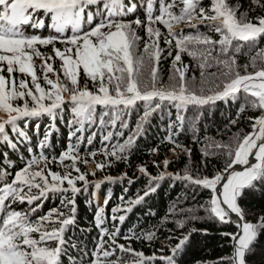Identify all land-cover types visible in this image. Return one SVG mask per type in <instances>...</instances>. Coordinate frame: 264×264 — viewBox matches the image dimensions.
<instances>
[{
  "label": "snow or ice",
  "instance_id": "snow-or-ice-1",
  "mask_svg": "<svg viewBox=\"0 0 264 264\" xmlns=\"http://www.w3.org/2000/svg\"><path fill=\"white\" fill-rule=\"evenodd\" d=\"M156 2L146 0L144 20L139 17L125 20L137 9L135 3L126 4L125 0H0V144L14 148L8 130L27 139L26 131L20 127L21 122L26 128L33 118L47 115L55 119L57 111L68 104L74 114L70 126L78 125L69 139L75 137L78 143L82 137L77 133H82L87 124H110L115 128L122 115L138 102L144 104L145 118L170 105L177 110L176 119L181 123L184 117L180 113L187 111L189 106L201 108L219 100H235L240 93L245 95L246 101L239 111L250 106L264 112V66L257 68V58L264 64V51H257L250 64L243 66L245 74H241L238 68L234 71L236 55L242 48L256 46L257 40L264 37V16L257 17L255 22L247 19L244 13L238 16L239 9L232 7L228 0H209V8L203 7V0H159V14L154 15ZM253 2L259 4L260 0ZM177 7L179 14L174 12ZM194 18L218 33L220 38L213 40L199 31L195 35H184L183 30L180 33L172 31L174 23H187L198 28V25L191 24ZM157 24L168 30L167 35ZM139 28L144 29L148 38L142 51L139 47L142 38L137 34ZM44 31L48 34L44 35ZM161 38L167 45L175 42L173 66L178 79L174 75L177 83L169 88L158 87L157 72L163 52ZM57 44L63 47H57ZM199 45L205 47L199 48ZM217 46L219 57L223 59L213 57ZM48 47H51L50 53L41 51V48ZM182 53L198 61L202 85L206 82L204 70L213 67L209 59L216 65H223L227 69L224 76L232 78L222 86L217 84L218 90L211 95H198L190 90L185 78L188 65H184L183 70L176 67L182 62ZM168 54L172 55V52ZM56 61H59L58 68L54 67ZM249 67L255 71L248 72ZM81 74L92 83L94 91L87 85L80 87ZM211 75L215 76V73ZM251 119L252 132L239 141L234 151L229 145H217L226 150L230 159L222 173L212 178H193L189 174L175 177L210 190L206 210L222 223L235 224L238 231L225 234L233 241L231 264H247V254L259 235L264 233V218L257 223L248 222L238 203L246 189L264 180V115ZM120 127L127 128L128 124L122 122ZM141 130L142 123L137 124L136 131ZM113 135L108 132L104 140H110ZM116 135L124 136V133ZM50 136L49 131L38 147H47ZM87 142L91 144L92 138L89 137ZM133 142L134 135H129L125 143L115 145L110 152L105 150L104 154L117 160L126 158L121 154ZM90 155L94 158L96 153ZM58 159L64 166L63 173L47 168L49 158L43 152L16 171L11 181L7 179L11 173L0 171V264H63L61 257L67 244L65 233L68 226L75 223V196L87 191V176L95 175V172H81L77 166L81 160L77 145L70 144ZM65 160L71 163L64 164ZM83 163L87 164L88 160L84 159ZM167 163L165 161V166ZM96 167L103 169L105 165L98 163ZM140 171L147 174L143 167ZM162 178L163 174L154 179ZM105 180L112 178L105 177ZM78 182H83V188L77 186ZM94 187L98 189L100 184L96 183ZM152 191L155 188L149 186L144 196ZM49 194L62 196L61 207L36 215ZM143 198L130 203L139 204ZM107 203L106 199L104 204ZM17 204H27L28 208L26 211L17 210L14 207ZM120 211L130 212L131 208H113L112 221L123 223L125 216L116 215ZM103 213L104 207H99L95 214L100 239L90 264H120L122 256L109 260L117 250L140 258L133 264L156 259L173 264L175 254L188 240L187 236L180 239L172 248L171 256L145 257L130 246L118 243L119 227L114 225L113 231L102 227L105 222ZM179 226L183 227V223ZM131 238L124 237L126 240ZM146 238L151 240L152 234H147ZM106 244L108 248H105Z\"/></svg>",
  "mask_w": 264,
  "mask_h": 264
},
{
  "label": "trees",
  "instance_id": "trees-1",
  "mask_svg": "<svg viewBox=\"0 0 264 264\" xmlns=\"http://www.w3.org/2000/svg\"><path fill=\"white\" fill-rule=\"evenodd\" d=\"M229 1L241 13L249 15L247 19L255 22L257 17L264 16V6H262L264 0H260L259 4L254 3L253 0ZM125 3L137 5L135 13L125 17V20H134L137 17L141 20L145 19L146 0H125ZM203 7H210L209 0H203ZM158 9L159 0L154 4V15L159 14ZM156 26L165 34V29L162 26L159 24ZM197 31L204 33L203 29ZM208 33L214 34L211 31ZM137 34L142 38L139 42L140 47L141 43L148 38L143 28L137 29ZM163 46L164 42L161 38L160 48ZM57 47L62 46L57 44ZM166 47L173 49L174 42L173 45L166 44ZM41 51L50 53L51 47L41 48ZM257 51H264V37L257 40L256 46L245 45L242 48L241 52L236 55L234 71L238 68L241 74H245L243 66L250 64L251 58L256 55ZM213 54L217 55L215 52ZM187 63L188 65L192 64L191 61H187ZM259 63L258 61L257 68L264 66V64L260 65ZM161 66H163L162 74H166L169 69L168 64L164 63ZM254 70L249 67L247 71L252 72ZM215 80H220L221 83L216 82L222 86L227 79L223 76H217ZM217 90L214 88L208 93L211 95ZM245 101V95L240 93L235 100H219L215 104L205 105L201 108L189 106L187 111L180 113L184 117L183 123L176 119L177 110L170 105L164 106L145 118L144 106L139 103L122 115L121 121L117 122L115 128L110 124L104 126L98 123L87 124L82 133H77L78 136L82 137L79 143L75 137L69 139L70 133L78 125L70 126L74 114L71 108L64 107L57 111L55 119L47 116L37 117L29 120L26 128L21 123L20 127L26 131L27 139L20 138L9 130V137L15 147L0 144V171L11 173L7 177L11 181L16 171L23 168L32 157L43 152L49 158L51 164L49 168L54 172H63L65 169L63 170V164L58 157L71 144L78 147L81 160L77 162V166L81 172L88 173L86 170L88 164L100 162L105 167L100 170L97 169V175L117 176V180L113 182L89 183L87 191L76 194L75 223L68 226L65 233L67 244L65 245V254L61 257L63 264H90L91 259L94 258L93 250L100 239V229L96 227L95 223V214L99 207H104L105 222L102 227L109 231L114 230V225L119 227L118 243L124 244L126 247L130 246L135 252L143 253L145 257L171 256L173 255L172 248L177 245L180 239L187 236L188 240L175 254L173 264H231L229 258L231 257L230 245L232 240L225 234L235 233L236 228L230 222H220L218 218H214L210 211L206 212V209L209 208L211 192L186 180L176 179V176L163 175L162 179H154L160 175L154 173L155 168L152 166V161L163 158L169 150L178 151L180 148H191V156L185 154L186 157L182 158L180 164L170 168L182 170V168L189 167L195 175L201 174L203 176L205 174L207 178H212L215 174L223 172L230 162L225 149L214 156H207L200 150L211 139L222 140L224 143L220 145H229L233 151L235 150L239 141L251 132L253 123L251 118H255L261 113V111L253 110L250 106L246 107L243 112L239 111L245 105ZM234 120L236 121L235 124L232 123ZM122 122L127 123L128 127H120ZM140 123H142V130L137 132L136 126ZM49 131L51 136L48 140V146L43 149L39 148V141ZM108 132H113L114 135L106 141L104 136ZM118 132H123L124 136L116 135ZM129 135H134V142L128 150L121 154L126 158L117 160L115 157L105 156V150L110 152L115 145L125 143ZM89 137L92 138L91 144L87 142ZM231 140L234 142L232 145L229 142ZM92 152L96 153L94 158L90 155ZM154 152L158 153L159 158L154 157ZM84 159L88 160L87 164L83 163ZM137 166H144L150 175H137L135 173ZM124 173L128 177L118 179ZM89 179H92L90 175L87 176V180ZM96 183L100 184L97 189L102 199L100 205H95L92 201V192ZM77 186L83 188L81 183H78ZM149 186L155 188V191L144 196ZM140 197L144 198L139 204L130 203ZM61 199L60 194H49V198L42 202L43 207L36 215H42L51 208L61 207ZM106 199L108 200L107 205L104 204ZM238 203L246 220L257 223L261 218H264V180L258 181L252 188L245 191ZM24 205L25 207L28 206L27 204ZM24 205L17 204L14 207L17 210L26 211L27 208H24ZM129 207L131 208L130 212L120 211L116 213L117 216H125L123 223L118 220L115 222L111 220L113 208L127 209ZM174 210L177 212L172 215ZM184 212L195 215L186 218L187 221L183 227H180L177 224L180 219L178 215ZM192 221L194 224L190 225ZM147 234H152L153 238L147 239ZM126 236L132 238L126 240L124 239ZM161 241L165 243V247L159 244ZM105 248H108L107 244ZM117 254L123 257L124 262L128 261L131 264L140 259L128 252L120 253L119 250H117ZM101 258L103 259V257ZM145 264H165V262L156 259L146 261ZM247 264H264V233L259 235L247 254Z\"/></svg>",
  "mask_w": 264,
  "mask_h": 264
},
{
  "label": "rangeland",
  "instance_id": "rangeland-1",
  "mask_svg": "<svg viewBox=\"0 0 264 264\" xmlns=\"http://www.w3.org/2000/svg\"><path fill=\"white\" fill-rule=\"evenodd\" d=\"M228 2L231 5V3H230L229 0H228ZM232 7L237 8L236 6H232ZM174 12L176 14H179V7H177L176 9H174ZM240 14H241V12L238 11L237 15L239 16ZM248 16L249 15H246V18H248ZM205 23H207V22H205ZM191 24L198 25V28H192L187 23H174L173 26H172V31L173 32H176V33H180L181 30H183V34L184 35H195L197 30L203 29L204 30V33L203 34L210 36L213 40H218L220 38L218 33L213 32L214 34H209L208 33L210 31L209 28L205 27L204 24H201L200 21L198 19H196V18L192 19ZM160 26H162V28L165 29V35H167V31L168 30L163 25H160ZM195 29H197V30L195 32H193ZM163 42H164V40H163ZM143 43H141V46H140V50L141 51L143 49ZM189 47L191 48L192 45H189ZM198 47L199 48H204L205 46L204 45H199ZM161 49H163V52L161 53V59L159 61V65H158V72H157L158 87H168L169 88L171 85L177 83V80H174L173 79V76L175 75L177 77V79H178V73L175 72V69H174V66H173V60H174V56L176 54V49H175V47H173V49H170V48L166 47V44L165 43H164V46ZM169 51L172 52V55H169L168 54ZM214 52L217 53V55L213 54V57H219V47L218 46H217L216 51H214ZM181 56H182V62L178 63L176 65V67H179V68H181L183 70V66L184 65H188L187 61H191L192 62L191 65H188L187 71L185 73V78H186V80L188 82V85H189L190 90L196 91V93L198 95H209L210 93H208V92L211 91V90H214V88H216L217 82L221 83L220 80H215V77H217V76H223V77H225L227 79L226 82L232 78V77H229V76H227V77L224 76V73L227 71V69L223 65H216L214 60L209 59V63H212L213 64V67L207 68V69L204 70V77H203V79L206 82L202 85L201 84V79H202V77H201V69L198 67V61L196 59H193L192 57L188 56L186 53H182ZM219 58L220 59H223V57H219ZM258 61L260 62L259 63L260 65H263L261 63V61H260L259 58H257V62ZM36 63L39 64L40 61L37 59ZM164 63H167L168 66H169V69H168V71H167L166 74H162L163 73L162 72L163 66H161V65L164 64ZM54 67H56V68L59 67V61H56ZM212 73H215V76L211 75ZM147 74L148 73L146 71L145 72V76H147ZM193 77L195 78V80H193ZM212 81H214V82H212ZM85 85H87V87L89 89H91L93 91L95 90L93 88L92 83L90 81H88L83 76V74H81L80 87L83 88ZM139 103H141L144 106L143 102H138V104ZM65 107L71 108V105L68 104ZM0 115H2V114H0ZM229 142L231 143V145H232V143H234V142H232V140L229 141ZM207 143L208 144L207 145H204V147L200 150L204 154H206L207 156H214L217 153L223 151L222 148H218L217 147V145H220V144L224 143L222 140H219V139H211ZM191 151H192L191 148H180L178 151L169 150L168 151V154L166 156H164L163 158H159L158 153H155L154 152L155 153L154 154L155 155L154 157L159 158L158 161H155V160L152 161V166L155 168V172L154 173H156L158 175L163 174V175H170V176H177V175L184 176L185 174H189L193 178H205L206 177L205 174H203V176L201 174L195 175L194 172H192L189 167L188 168L187 167L182 168V170H179L178 168H175V169L170 168L171 166L176 167L178 164H180V161L182 160L183 157L185 158L186 155L191 156V154H192ZM68 161L69 160H66L64 162V164H69ZM165 161L168 162L167 163V166H165ZM97 164L98 163L95 162L94 164H88L87 167H86V170L88 171V173L95 172V175H91L90 174V176L92 177V179H89L88 180L89 183H93V182L105 183V182H108V180H105V177H111L112 180H109L111 182L117 180V176H111V175H107V174L106 175H101V174L100 175H97L96 174V171H97L96 165ZM99 164H101V163L99 162ZM47 165H48V169H50L49 166H51V164L48 163ZM41 166H44L43 163H41ZM141 167L145 168L144 166H137V169H136L135 173H137V175L140 174V175L149 176L150 174H149L148 170H147V174H145V173H143V172L140 171ZM34 170H37V169H34ZM63 170H64V166H63ZM194 171H197V170H194ZM63 172L60 171V173H63ZM200 172H202V171H200ZM125 174L126 173H124L121 177H118V179L119 178H126V177H128L127 174L126 175ZM73 175H76V173L73 172ZM90 181H92V182H90ZM78 183H81V185H83V182H78ZM65 186H67V185L65 184ZM92 201H93V203L95 205H99L100 204V194H99L98 191H94L92 193ZM23 207L24 208H28V206L25 207V205ZM176 212L177 211L174 210L173 213H172V215H175ZM206 212H209V211L207 210ZM193 215H195V214H190L188 212L181 213L180 215H178L180 217V219L178 220L177 224L178 225L180 223H183L184 224L187 221L186 218L194 217ZM198 216H199V214L197 215V217ZM197 217H196V219H197ZM194 221L190 222V225H193L194 224ZM159 244L161 246H163V247L166 246L165 243L162 242V241L159 242ZM230 248L232 249L231 245H230ZM118 256H120V255H118L116 253V255H114L113 257H109L110 258L109 260H116ZM231 256H232V254H231ZM120 264H131V262H128V261L124 262L123 260H121Z\"/></svg>",
  "mask_w": 264,
  "mask_h": 264
},
{
  "label": "water",
  "instance_id": "water-1",
  "mask_svg": "<svg viewBox=\"0 0 264 264\" xmlns=\"http://www.w3.org/2000/svg\"><path fill=\"white\" fill-rule=\"evenodd\" d=\"M261 115H264V112H261L257 117H259V116H261ZM251 132H252V128H251ZM237 168H238V170H239V166H237ZM222 173V172H221ZM258 182V181H257ZM257 182H255V183H257ZM247 190H249V189H246L245 191H247ZM244 191V192H245ZM232 216H233V219H235V214H232ZM246 219V218H245ZM248 222H251V221H249V220H247ZM230 224L234 227V228H236V226H235V224L234 223H231L230 222ZM238 231V229L236 228V232ZM232 244H231V247H232V249H231V254L233 255V241L231 242Z\"/></svg>",
  "mask_w": 264,
  "mask_h": 264
}]
</instances>
